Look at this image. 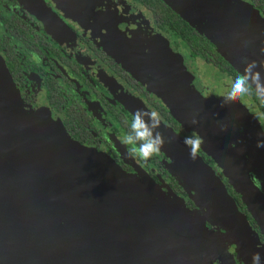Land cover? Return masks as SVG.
Here are the masks:
<instances>
[{
    "label": "water",
    "instance_id": "obj_1",
    "mask_svg": "<svg viewBox=\"0 0 264 264\" xmlns=\"http://www.w3.org/2000/svg\"><path fill=\"white\" fill-rule=\"evenodd\" d=\"M164 1L216 45L217 51L239 73L256 54L260 58L258 64H263L264 18L258 12L249 11L238 0H208L211 7L218 6L228 15L215 20L206 16L209 22L205 23L200 6L203 0ZM28 5L46 16L63 48L109 89L131 115L137 108L160 113L162 122L155 131L168 141L161 149L170 160L168 168L195 191V202L202 204L204 216H193L187 207H175L164 198L153 196L156 192L150 186L147 189V182L138 183L106 153L72 139L62 121H53L55 114L51 111L28 115L27 105L0 56V68L10 80L0 81V264H214L219 257L224 264H236V259L252 264L254 253H260L264 264L261 237L204 157L199 153L197 160L190 159L185 137L147 99L99 62L43 1L29 0ZM66 10L85 23L86 18L69 2ZM228 22H246L248 26L242 33L236 29L228 31ZM95 27L102 33L94 36L113 58L156 94L174 118L188 130L197 127L203 140L201 145L207 151H214L216 138L231 142L228 150L236 153L235 142L229 137L235 129H241L243 97L222 105V96L218 95L220 100L211 97L212 88L204 89L203 95L187 82H181L177 90L172 75L165 74L163 81L156 73L147 71L150 64L144 66L136 57L131 59L128 41L117 32L113 34L104 22ZM136 27L137 24L132 28ZM129 30L144 38L148 33L141 34L130 27ZM241 45L253 53L244 57ZM177 54L182 62L183 55ZM155 66L156 72H162ZM225 89L214 91L220 93ZM226 114L231 119L227 120ZM218 117L222 125L217 122ZM193 119L198 123L193 124ZM22 129L25 133L20 135ZM50 129L60 133L62 144L43 136ZM27 131L35 140L30 145L22 139ZM233 157L224 164L232 162ZM260 164L263 169L264 163ZM223 169L228 176L231 170L232 176L241 177L234 166ZM204 217L219 230L209 229ZM229 247H233L234 254ZM201 256L204 258L200 259Z\"/></svg>",
    "mask_w": 264,
    "mask_h": 264
},
{
    "label": "flooded vegetation",
    "instance_id": "obj_2",
    "mask_svg": "<svg viewBox=\"0 0 264 264\" xmlns=\"http://www.w3.org/2000/svg\"><path fill=\"white\" fill-rule=\"evenodd\" d=\"M28 1L0 0V10L2 13L9 16L12 15L16 20L29 24L30 33L33 32V36L37 39V44L34 45L30 42L22 41L21 38H14L17 45L15 53L20 58L19 64L22 66V70L19 74L17 73V78L13 77V80L24 103L34 109L40 106L48 108V110L60 117L72 139L85 147L106 153L128 174L135 175L138 178L147 175L163 191L160 194L164 197L173 198L177 205L180 204L181 207H187L193 212V216H204L201 209L202 204L200 203L199 205L195 202V191L189 185L186 187L185 183L181 181L182 179L172 174L167 166V162L170 160L162 151L148 161H144L132 154L133 146L123 143V137L131 133V113L125 109L124 105L109 89L104 87L93 74L87 71L63 48L57 37H54L57 34L55 27L47 21L46 16L40 10H36L32 6L29 8ZM41 1L52 10L58 21L64 27L67 26L75 39L87 47L99 62L111 69L120 80L124 81L131 89L140 93L151 105L158 109L156 104H159L170 113L169 109L156 94L148 91L143 84L141 86L138 83H132L124 74L119 72L116 65L110 60L113 56L109 53L106 46L99 43L95 36L90 35L80 27L78 28L80 25L75 21L77 18L71 12H66V8L60 9L64 13L62 15L59 13L61 12L59 7L54 5V0ZM122 1H110L113 9H119V13H117L119 24L135 26V15H139L147 17L156 30L160 29L153 21L151 12L139 0H125L127 5L125 16L120 11V8L125 5L121 4ZM238 1L247 7L249 11H256L264 18V0ZM134 5L138 9L137 11H135ZM76 9L78 13H82L78 6ZM101 22L99 19L95 20V24H100ZM115 22L112 21V23ZM160 31L164 30L160 29ZM39 37L43 38L40 39ZM173 47L177 49L175 45ZM178 49L181 53L180 47ZM242 49L247 51L246 53L248 54L253 53V50L249 51L244 46H241ZM0 54L5 62L9 61L10 55L6 48L0 46ZM203 59L205 60V58ZM251 59L259 63L256 60V56L251 57ZM205 61L208 62L207 60ZM117 63L121 68L122 65L119 62ZM208 63L219 71L221 80H218V78L215 80V86H211L209 85L211 81L209 82L206 79L207 75H199L195 80L200 82V77L202 80L204 77L205 80L202 81L201 87L203 89L201 88L200 90L203 91L204 89L214 87L226 88V82L230 81L233 77L221 70L213 62ZM244 66L242 67L244 68ZM261 70L264 71V68ZM245 96L247 99L242 100L244 109L243 112L241 110V129H237V131L235 129L234 135L229 137V140L235 142V149L237 147L236 153L234 152L233 154L228 150V144L231 142H228V140L224 142L226 144L225 151L231 157L234 156L233 161L227 164H224L225 160L220 162L202 145L199 148V153L214 168L215 173L221 178L239 209L246 215L264 243V199L260 203L255 201V198L259 199L260 195H263L262 197L264 198V166L262 169L260 164L261 161L264 163V147H257V141L264 140V136L259 135L261 132H264V106L261 105L251 92L245 94ZM75 108L78 111L81 110L84 113L83 116L87 119L86 127L84 130L80 129L77 135L71 129V122L69 121L70 110ZM257 118L262 121L263 125ZM166 120L183 137L197 136L194 131L186 129L179 120L180 127L174 125L168 118ZM228 165L234 166L240 173L241 190L235 182V178L240 177L238 175L236 177L232 176L231 170L229 176L224 173L223 167ZM187 188L190 192H188ZM205 220L209 229L219 230L218 227L212 224L209 218H205ZM229 249L234 254L233 247H229ZM214 262L215 264H219V260ZM242 263V261L240 263L239 259H236V264Z\"/></svg>",
    "mask_w": 264,
    "mask_h": 264
},
{
    "label": "rangeland",
    "instance_id": "obj_3",
    "mask_svg": "<svg viewBox=\"0 0 264 264\" xmlns=\"http://www.w3.org/2000/svg\"><path fill=\"white\" fill-rule=\"evenodd\" d=\"M110 1L112 2L113 0H54V5L58 6L59 10H60V9H65L66 4L69 2L73 8L74 7L76 8L78 6L81 9H83L85 11L86 16L81 14V13L80 14L86 18L85 23L82 24V22H80L79 20H75V21H77V23H79V25H80V26H78V28L79 27L82 28L83 30H85L87 33H89L92 36L98 35V37H99V35L102 33L101 30L96 29L95 20L99 19L102 22H104L109 29L111 28L113 34H115V32H117L118 35L120 37H122L124 41H126V42L128 41L127 43L130 47L129 48L130 50L128 52L130 53L129 55L131 56V59H132V57H136V59L140 60L144 64V66H147V64H150L152 67H151V69H148L147 71L149 73H156L160 78L163 79V81L165 78V74L172 75L175 79L174 85H175V88L177 90H179V88L181 87V82H187L193 90H195L197 92L200 91L204 95L203 91L200 90L202 88L201 87L202 81H205L204 77H203V80L200 77L199 80H201V81L198 82V80H195V78L197 76L207 75L206 79L209 82L211 81V84H209L211 86H215V82H216L215 80H217L218 78H219L218 80H221L220 79L221 74L219 73V71H217L216 69L213 68V65L206 62L202 57H200L198 55H194L184 46L180 47L181 54L183 55V56H181V60H182V62H181L179 59V54H177V53H179L177 51L179 49L175 45V42L177 40L176 37H174V35L172 36L171 34L168 35V33H166L165 31H160V29H158L159 31L157 33V31H155V28L153 27V24L148 21L149 19H147V17L135 15L136 22H134V23L137 24L136 28H132V27H134L132 25L127 26L126 24H124V25L119 24V22L117 21L118 20L117 19V13H119V9H113L112 3H110ZM121 4H125L122 8H120L121 13L125 16L127 13V5L125 3V0H123ZM210 4H212V3L209 2L208 0H203L201 2L200 6H201V13L203 14L202 18H203V16H205V17L208 16L209 19L215 20V19L219 18L220 16L226 17L228 15V11L221 9L218 6H212L211 7ZM241 5H243V4L241 3ZM135 6L136 5H134V8H135ZM134 8H133V10H134ZM137 10L138 9L135 8V11H137ZM60 11L61 12H59V13L64 15L62 10H60ZM66 12H68V11H66ZM81 12H82V10H81ZM208 20L206 17V21H204V22L206 23ZM112 21H114V22L116 21V22L112 23ZM225 25H226V28L228 31H230L232 29H236L237 31L241 30V33H242V29H246L248 26V23L241 22V24H240L239 22L238 23L228 22ZM129 27L131 29H136V30L138 29L139 31H141V34L145 31H147L148 33L146 34L147 35L146 38H144L142 35L140 36V34H136V35L132 34L131 32H129L130 31ZM80 32L83 33L81 30H80ZM135 38H140L141 41L138 42ZM96 39L99 41V43H101V41L98 38H96ZM146 44H147V46H146ZM173 45H175L177 47V50L174 51L172 49ZM241 55H243V56L245 55L244 57H247L246 51H244L242 49ZM0 56H1V54H0ZM256 56H257V54H256ZM259 59L260 58L257 57L256 60H259ZM262 59H264V57H262ZM261 65H263V64H261ZM153 66H155L157 69H161L162 72H156L154 70ZM187 71H189L190 73H188ZM194 76H195V78H194ZM210 76H211V78H210ZM0 81L4 82V83L10 82L7 74L1 68H0ZM227 83L228 82H226V84ZM218 86L220 87V85H218ZM212 89L213 90H210L211 97L215 96V98L220 100L218 93H215V91H214V89H216V88L214 87ZM243 99H245V100L247 99L245 95L243 96ZM26 105H27V109L29 111L28 115H31V116H34V115L36 116V114L45 115L47 111H50V110H48V108H45L42 106L34 109V108L30 107L28 104H26ZM52 113L55 114L54 112H52ZM226 116H227V120L231 119L229 114H226ZM52 119L57 124L61 123V119L57 114H55V116H52ZM217 122L222 125L219 117L217 119ZM192 128H193L194 133H196L198 136V133L196 132L197 127H192ZM200 130H201V128H199V133H200ZM22 131L19 132L20 135H23V133H25L23 129H22ZM26 135L27 136H23V138H22L26 142V144L30 145V143H29L30 141L35 142L34 138L29 136V131L26 132ZM43 136L47 137L49 140H51L53 142H57L58 144H62V141H63L62 136L60 139V133H58L54 129L46 130L43 133ZM213 141H214L213 145H215L214 151L212 152L214 158L218 159L220 162L230 159L231 156L229 155L228 152L225 151L226 144L223 141H221L220 139L216 140V138H214ZM168 165H169V162H167V166ZM132 176L135 177V180L138 181V183H142L144 185V183L147 182V186H148L147 189L150 186L156 192V193L152 194L153 196L156 195V197L164 198L169 203V205L171 204L175 207H178L180 205V204L177 205L176 201L173 198L164 197L162 194H160L163 191L159 188L158 185H156V183L153 182V180L151 178L147 177V175H143L141 178H138L135 175H132ZM235 182L237 183L238 188L241 190V177L235 178ZM0 187H1V183H0ZM188 192H190V190H188ZM262 196L260 195V198H259L260 200L256 197L255 201L259 202V203L261 202V200L263 201L264 198ZM257 199H258V201H257ZM173 242L174 241H172L169 244L172 245ZM207 250H210V248H207ZM203 258H204V256L200 257V259H203ZM219 258H221L220 259L221 263L224 264V262L222 261V257H219ZM220 260H219V264H220ZM185 261L187 263L190 261L188 256L186 257ZM240 263H241V261H240ZM214 264H215V262H214Z\"/></svg>",
    "mask_w": 264,
    "mask_h": 264
},
{
    "label": "trees",
    "instance_id": "obj_4",
    "mask_svg": "<svg viewBox=\"0 0 264 264\" xmlns=\"http://www.w3.org/2000/svg\"><path fill=\"white\" fill-rule=\"evenodd\" d=\"M139 1L151 12L153 21L160 29L176 37L177 40L175 45L177 47L184 46L194 55L203 57L208 62H213L220 67L221 70L227 72L232 77L238 74V71L230 64V62L217 51L215 45L204 34L200 33L195 27L189 24L188 21H186L164 0ZM29 26V24L20 22L16 20L14 16L6 15L0 10V46L6 48L10 55L9 61H6L5 63L12 79L13 77L17 78L19 72L22 70V66L19 64L20 58L15 53L17 45L15 44L14 38H21L24 42H30L34 45L37 44V39L33 36V32L30 33L31 29ZM39 38L42 39L43 37ZM110 60L116 65L119 72L124 74L129 81L132 83H138L142 86V84L129 71H126L123 67L120 68L119 64L113 58H110ZM250 92L254 94L253 89ZM261 105L264 106V104ZM156 106L161 114L163 116L165 115L164 117L168 118L170 122L177 127L180 125L178 120L163 106H160L159 104H156ZM83 114L84 113L81 110L78 111L76 108L70 110V126L71 129L75 131L76 135L80 129L84 130L86 127L87 119Z\"/></svg>",
    "mask_w": 264,
    "mask_h": 264
},
{
    "label": "clouds",
    "instance_id": "obj_5",
    "mask_svg": "<svg viewBox=\"0 0 264 264\" xmlns=\"http://www.w3.org/2000/svg\"><path fill=\"white\" fill-rule=\"evenodd\" d=\"M262 68H264V65L258 64L257 61L247 62L242 72L228 81L223 92L218 93L223 97L222 105L240 100L253 88L257 100L264 104V71L261 70ZM161 122V115L156 110L137 108L130 121L131 133L123 137V143L133 146L132 154L148 161L159 154L168 142L161 132L155 131L160 127ZM192 123L196 124L198 121L193 119ZM259 135L264 136V132ZM184 143L189 149L190 159L197 160L199 158V148L203 143L202 138L200 136H186ZM257 147H264V140H258ZM252 264H261L260 253L253 254Z\"/></svg>",
    "mask_w": 264,
    "mask_h": 264
}]
</instances>
